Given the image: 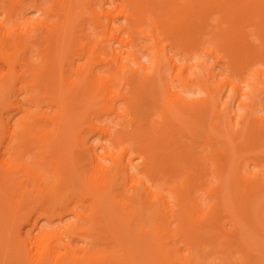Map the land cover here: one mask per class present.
I'll list each match as a JSON object with an SVG mask.
<instances>
[{
	"label": "bare ground",
	"instance_id": "1",
	"mask_svg": "<svg viewBox=\"0 0 264 264\" xmlns=\"http://www.w3.org/2000/svg\"><path fill=\"white\" fill-rule=\"evenodd\" d=\"M0 15V264H202L178 240L204 250L222 215L239 219L224 249L264 264V116L237 79L264 85V0H0ZM199 49L214 63L198 73L182 56Z\"/></svg>",
	"mask_w": 264,
	"mask_h": 264
},
{
	"label": "rangeland",
	"instance_id": "2",
	"mask_svg": "<svg viewBox=\"0 0 264 264\" xmlns=\"http://www.w3.org/2000/svg\"><path fill=\"white\" fill-rule=\"evenodd\" d=\"M26 15L28 17H35L33 11L31 9L26 11ZM220 15L219 12H215L214 14H212V17L209 19V26L214 30V28L216 27L217 24V17ZM1 17V15H0ZM258 19V18H257ZM85 20L87 21V18H85ZM100 20V19H99ZM251 22V21H250ZM248 23L246 26V31L248 33V39L249 41L253 44V46L258 47L260 45L261 42V38L258 34H256V28H257V24H258V20H254L251 23ZM88 26H89V22H87ZM119 24H125L126 23V19L125 18H120L118 20ZM226 24H228V22H225ZM225 26V25H224ZM89 28L93 31L94 36L92 37V40H99V37H96L95 34H97V32L99 31L98 28L94 29V26L90 25ZM142 28H144L146 31H149L151 29L150 23L149 21L145 18L143 23H142ZM212 33H206L204 34L205 36H210ZM74 36L77 38L78 34H74ZM127 38L128 36L122 32L120 34L117 35L116 38ZM138 37H140L139 41H138V46L139 49L141 50V53H144V55H147L149 52L148 50H146V46H153L154 45V40L153 38L147 34V36H144L140 33H138ZM214 38V43H216V37L213 36ZM160 39L162 40V44H167L172 42V44H176L178 39L176 38V34H173L170 32H165L164 34H161ZM183 44V43H181ZM114 46H117L118 44L114 41L113 42ZM220 46H216V50L219 48ZM166 48H169V46H167ZM183 53V52H182ZM217 54L218 55H223L225 56L224 59H228L229 54L227 53L226 50L221 49V47L219 48V50H217ZM184 59L187 60V62H189L192 65V70L193 71H197L198 73L201 72L202 70V66L201 64L204 66L205 64L207 65H212L214 63V60L211 56L207 55L204 50L199 49L196 50L194 52H191L188 55H184L182 56ZM220 64V63H219ZM261 64V65H260ZM255 66H260L263 70H264V58H257L256 61L253 64ZM252 66V65H251ZM238 77L237 79L240 80V87H241V92L245 93L247 92L248 95L246 97V104L250 103L249 98L253 97L254 93L252 91L253 88H257L255 91V96H254V106H255V110H253L254 114L257 115H263L264 116V85L261 86L258 83V76L255 74H247L245 73H238L237 74ZM203 95L201 90H197L194 89L192 92H190L188 94V96H191L193 98H199ZM242 113L244 111H241ZM183 141H188V140H183ZM192 145V144H191ZM263 147H261L260 149V153L261 156L264 157V144H262ZM194 146V145H192ZM209 150L207 148L202 149V153L206 154ZM208 164L210 166V168H213L211 161H208ZM250 168L254 171L256 168H254V165L249 162ZM42 167H46V168H50L51 165H41ZM181 183V181L179 180V178H177V185H179ZM207 183H213L216 184L218 183V179L215 175V173L213 171L209 172V175L207 176ZM207 201V199H206ZM83 204H86V201H82ZM34 203L29 204V206H33ZM32 219H34V216H32ZM238 218H236V222L231 220V218L227 215H222L219 225L217 226V230L218 232H220V236L216 237V239H214L213 242L208 243V245L205 247L204 250H198V248L193 247L192 244H190L189 242H186L184 240L179 239L177 245L180 248V251H182V253H188V247H192V251L193 253L198 257L199 261L202 262V264H242L243 260H244V250L242 248H240V246H238L235 242L233 245H231V247H228L226 249H224V247H227L229 242L228 239L231 238V240H235L234 235H236L237 232V228H238ZM41 222H43V220H41ZM41 224V223H40ZM176 223L173 221L171 223V226H175ZM29 225L24 224L23 226V231L28 230ZM244 231H240L239 235L241 237L244 236ZM88 238L85 235H81V234H77L73 237H70L69 240L71 243L73 244H78V245H83L84 241L83 239ZM258 236L254 235V237L251 238V241L254 242L256 240H258ZM11 245L16 243V235L12 236L11 239ZM97 245L104 247V246H112V243H106V242H97ZM173 246V244H169L168 247ZM217 248H219V250H217Z\"/></svg>",
	"mask_w": 264,
	"mask_h": 264
}]
</instances>
